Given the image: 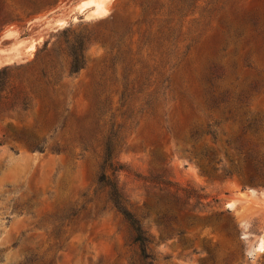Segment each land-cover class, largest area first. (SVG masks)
<instances>
[{
  "label": "rangeland",
  "instance_id": "374dc122",
  "mask_svg": "<svg viewBox=\"0 0 264 264\" xmlns=\"http://www.w3.org/2000/svg\"><path fill=\"white\" fill-rule=\"evenodd\" d=\"M80 1L0 0V37L16 30L0 54L23 51L0 63V264H142L98 182L117 131L125 169L114 175L154 264H264V53L228 42L240 20L264 25V0H109L89 17ZM40 16L48 30L30 24ZM82 39L84 66L71 73Z\"/></svg>",
  "mask_w": 264,
  "mask_h": 264
},
{
  "label": "trees",
  "instance_id": "16d2710c",
  "mask_svg": "<svg viewBox=\"0 0 264 264\" xmlns=\"http://www.w3.org/2000/svg\"><path fill=\"white\" fill-rule=\"evenodd\" d=\"M240 25L233 28L232 35H228V42L234 39V44L237 45L239 40L244 39V49L245 47H250L252 44H257L254 52L256 54L264 53V25L262 27L258 26V17L251 16L248 20H240ZM252 25V30L250 34L246 33V25ZM258 35H261V40L258 43ZM85 39L78 40L76 46H72L71 55H72V63H71V73L78 72L84 66V50H85ZM227 45L221 47L223 51L226 50ZM237 46L235 47V51H237ZM243 65L247 68H257L255 60L250 57V55H246L243 58ZM215 66V65H214ZM215 69L217 66L214 67ZM214 74V73H213ZM215 77L219 76V74H214ZM213 76L210 77V81H212ZM3 83V82H0ZM1 85V84H0ZM253 86L257 88L256 84L253 83ZM264 90V86H263ZM211 91V90H209ZM231 96L224 92L216 95H212L209 98V106L210 107H219L221 104H224L230 100ZM238 101H248V94L246 91H242L237 98ZM220 120H215L213 124H220ZM211 123H209V128L207 130L208 133L212 135V137L216 140L217 133L211 127ZM226 143L228 145L231 144V140L229 138L226 139ZM123 144V137H121L119 131L111 132V134L107 137L105 141L104 154L101 162L100 174L98 177V182L100 185L107 188L108 197L114 207L122 213L125 219L129 222L134 236V241L138 244L139 252H140V260L142 264H154L155 257L148 249V244L151 241V237L148 235L147 230L143 227L140 219L129 209L126 204L127 198L123 193L121 187L118 184V180L115 177V173L118 171L124 170L125 165L121 163L118 159L119 148ZM106 170H111L113 176L109 175ZM233 170L228 171L232 172ZM235 171H239L236 169ZM157 183H163L165 186L171 184L169 180H166L159 174H151L148 178ZM245 181L249 183H257L258 180L255 175H250L247 178H244ZM186 190V199H191L193 195L196 197V201L193 204L197 206L201 202V195L196 194L192 187L185 188Z\"/></svg>",
  "mask_w": 264,
  "mask_h": 264
},
{
  "label": "bare ground",
  "instance_id": "6f19581e",
  "mask_svg": "<svg viewBox=\"0 0 264 264\" xmlns=\"http://www.w3.org/2000/svg\"><path fill=\"white\" fill-rule=\"evenodd\" d=\"M108 2L109 0H81L77 5H75V8H78L81 11L87 12V16H101L104 15L108 9ZM74 8H72L73 11ZM52 18L47 17V16H40L39 18H36L35 20H32L30 22L31 25L34 26H39V30L45 31L48 30L51 27L52 24ZM56 20H65V18H60ZM15 29L14 30H7L3 32L0 38H6L10 37L15 34ZM15 45V44H14ZM20 47V46H19ZM5 48V47H4ZM29 50L34 49V43L31 44L29 47ZM1 52H6V54L1 55L0 54V63L1 62H9L11 60H14L15 57L20 56L23 51H20L17 47H14V52L11 53V49L6 50V49H1ZM31 53V52H30ZM25 54V53H24ZM261 248L262 244H260Z\"/></svg>",
  "mask_w": 264,
  "mask_h": 264
}]
</instances>
